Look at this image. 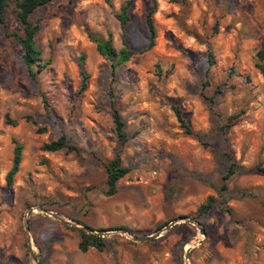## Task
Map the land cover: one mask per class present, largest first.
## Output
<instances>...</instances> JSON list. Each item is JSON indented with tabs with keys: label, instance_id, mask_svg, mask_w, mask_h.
Masks as SVG:
<instances>
[{
	"label": "rangeland",
	"instance_id": "obj_1",
	"mask_svg": "<svg viewBox=\"0 0 264 264\" xmlns=\"http://www.w3.org/2000/svg\"><path fill=\"white\" fill-rule=\"evenodd\" d=\"M125 1L52 0L37 9L32 20L51 64L36 77L7 35L22 30L14 2L8 27L0 24V264H185V250L188 264H264V78L255 66L264 0H155V46L114 79L89 35L112 32L121 49L115 12ZM152 1L136 0L127 26L138 51L150 40ZM233 67L249 79L230 78ZM110 90L129 135L123 147ZM174 105L200 138L184 131ZM62 133L79 154L42 149ZM14 140L24 149L9 184ZM119 151L130 171L109 196L104 161ZM230 153L239 168L221 191ZM211 196L216 202L201 213ZM83 226L105 231L104 250H80Z\"/></svg>",
	"mask_w": 264,
	"mask_h": 264
},
{
	"label": "trees",
	"instance_id": "obj_2",
	"mask_svg": "<svg viewBox=\"0 0 264 264\" xmlns=\"http://www.w3.org/2000/svg\"><path fill=\"white\" fill-rule=\"evenodd\" d=\"M52 0H0V24L8 27L7 15L10 10L12 3H15L14 13L17 20L22 25L21 32L12 31L7 32V35L13 37L21 48V59L26 65L30 75L36 77L38 73L42 72L51 64V58L44 59L41 46L39 44L38 35L41 32L40 21L34 22L32 20V15L37 9L49 4ZM136 0H126L123 2L118 11L115 12V16L121 25L123 31L122 34V48L117 49L114 43V35L109 32L106 37H98L90 34L89 37L97 45L99 53L110 62V69L113 78L115 79L118 75L119 68L130 61L133 56L138 53H144L151 50L156 44L157 28L154 19L156 12V1H152V5H149L146 9L145 21L149 31L150 40L146 47L141 50H136L132 48L130 42L127 39V26L132 19V10L135 5ZM210 46V45H209ZM84 59V58H83ZM207 59L209 62V67L214 66L215 55L211 48L208 51ZM255 66L262 74L264 78V49H259L256 54ZM228 76L234 80H243L248 78L238 71L235 67L229 69ZM80 72L82 75L81 91H84L88 87L89 75L84 69L82 62L80 63ZM210 76L208 71L206 77ZM227 83L218 84L216 91L221 92L222 85ZM211 85L210 79L203 83L204 88ZM110 98V105L112 109V119L115 124V132L120 142L121 147H123L129 141V135L126 130V122L122 116L121 110L118 106L117 99L112 90L108 93ZM173 109L176 116L181 123L182 128L187 134L194 135L200 138V134L192 128L190 122L185 116V112L180 105H174ZM14 124L17 122L12 121ZM226 126V125H225ZM41 132L44 129H39ZM14 159L13 165L8 173V182L11 184L15 175L20 170V164L22 162L23 156V145L17 140H14ZM42 149L48 152H56L60 150H65L67 152H74L79 154L81 152L80 147L74 143L66 133H62L57 139L48 141L43 144ZM230 164L222 177L221 191H226L229 188V182L233 176L237 173L239 164L235 159L233 154H229ZM105 170L107 174V189L105 191L106 195H114L118 191V182L129 173L130 169L123 164V160L120 151L112 158L104 161ZM258 170L264 174V166L259 165ZM216 202L214 197H209L206 203L200 206L199 210L201 213L208 211L213 204ZM125 229V228H120ZM107 230V229H103ZM127 230V229H125ZM81 241L79 243V248L83 252H87L90 247H95L99 250H104L106 248V241L103 236L89 233L83 229H80Z\"/></svg>",
	"mask_w": 264,
	"mask_h": 264
},
{
	"label": "water",
	"instance_id": "obj_3",
	"mask_svg": "<svg viewBox=\"0 0 264 264\" xmlns=\"http://www.w3.org/2000/svg\"><path fill=\"white\" fill-rule=\"evenodd\" d=\"M189 221L192 222V223H194L192 220H189ZM64 222L68 223L65 220H64ZM197 225H198V227L200 226L199 223H197ZM82 229L85 230V231H87V232H89V233H93V234H97V235H103L104 232H105V231H96V230H94V229H92L90 227H87V226H83ZM200 231H201V233H204V229L202 227H200ZM129 235L133 238V240H135V241H141V242H143V241H149L152 238H154V235L138 236V235H133L131 233H129ZM30 248H31V246H30ZM184 263L185 264H188V258H187V255H186V250H185V254H184Z\"/></svg>",
	"mask_w": 264,
	"mask_h": 264
},
{
	"label": "bare ground",
	"instance_id": "obj_4",
	"mask_svg": "<svg viewBox=\"0 0 264 264\" xmlns=\"http://www.w3.org/2000/svg\"><path fill=\"white\" fill-rule=\"evenodd\" d=\"M200 238V237H199ZM197 242V241H196Z\"/></svg>",
	"mask_w": 264,
	"mask_h": 264
}]
</instances>
